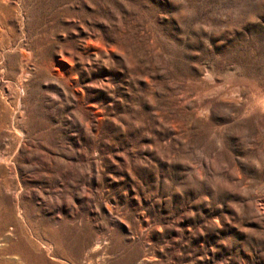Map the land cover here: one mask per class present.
Listing matches in <instances>:
<instances>
[{
	"label": "rangeland",
	"instance_id": "1",
	"mask_svg": "<svg viewBox=\"0 0 264 264\" xmlns=\"http://www.w3.org/2000/svg\"><path fill=\"white\" fill-rule=\"evenodd\" d=\"M0 264H264V0H0Z\"/></svg>",
	"mask_w": 264,
	"mask_h": 264
}]
</instances>
